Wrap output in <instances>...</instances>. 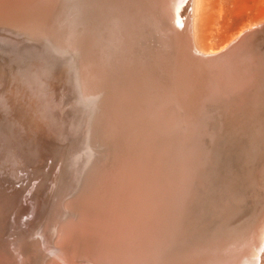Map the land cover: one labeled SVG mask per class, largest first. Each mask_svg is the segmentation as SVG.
Wrapping results in <instances>:
<instances>
[{"label":"bare ground","instance_id":"6f19581e","mask_svg":"<svg viewBox=\"0 0 264 264\" xmlns=\"http://www.w3.org/2000/svg\"><path fill=\"white\" fill-rule=\"evenodd\" d=\"M46 1L29 2L28 5L35 10L50 5ZM193 1L66 0L69 5L64 9L65 13L52 17L53 26L41 30L44 38L50 35L59 56H72L76 69L67 75L70 96L62 85V97L59 90L62 101L57 103L58 130L43 134L45 141L31 139L17 121L12 125L10 120L0 124V138L9 137L15 142L8 151L10 164L0 169V178L4 182L1 185L21 193L19 202L12 206L13 209L17 207L13 213L17 219L11 215L6 220L15 230L12 233L19 245L7 246L5 250L0 247V264H54L50 256L60 258V255L64 264L86 261L87 264L264 263V230L261 228L262 233L257 232L259 237L249 238L242 247L236 248L235 238L231 239V250H235L231 259L213 255L208 249L200 250L193 259L185 258L196 241L217 238L212 230L211 233L204 232L202 238L200 232H195L201 239L190 238L183 246L168 245L173 230L184 219L181 213L186 217L195 212L194 207L190 213L182 212L192 175L199 167L207 165L215 152V144L206 152L201 149L203 136L216 135L226 128L217 126L215 113L213 122L209 123L205 118L209 114L205 112L210 107L209 102L195 103L192 107L196 101L192 98L201 96L207 100L215 99L216 105L222 104L227 99L225 91L228 88L224 84L228 81L234 86L232 92L238 93L239 100L230 98L237 104L245 101V96L260 95L258 80L262 81L260 78L264 75V52L258 48L255 38L239 43L231 52L235 53L232 58L228 50L222 53L229 43L214 57L205 56L213 51L197 48L191 17ZM68 20L75 23L72 29L68 28ZM261 45H264L263 41ZM198 52L202 54L198 55ZM228 54L229 58L225 57ZM222 61H226L225 76H221L222 80L215 86H208L212 79L204 73L222 66ZM192 63L201 72L194 89H190L186 78ZM56 76L52 74L51 82L60 89ZM49 90L46 87L41 90L38 103L42 110L39 108L37 112L42 113L51 125L48 126L54 128L50 119L51 104L47 99ZM77 94L80 103H86L87 110L82 107L78 111L75 105V108L67 106L66 98L72 96L73 102ZM258 99L254 97L245 105L242 102L246 117L252 119L254 114L260 113L258 106H262V98ZM71 109L82 114L90 110L88 131H84L86 137L81 139V145L74 136L82 119L72 116ZM10 110L7 115L12 118L16 112ZM236 118L231 113L223 120L233 121L232 130L236 134L229 136L230 144L234 143L236 135H242L239 126L235 125L239 119ZM245 128L253 131L247 134L253 146L256 141L258 144L264 142L263 131L257 132L251 126ZM75 149L81 152L76 155ZM84 153L86 158L89 157L88 167L92 163V168L85 177L86 182L72 194L73 191L67 189L68 184L82 172L78 164L82 163L80 156ZM201 154L204 155L201 157ZM200 179L202 177L198 181ZM235 195L240 198L239 193ZM196 196L198 198L199 194ZM63 214L68 215L61 217ZM220 215L219 218H223L224 214ZM228 222H223L220 227L224 229V224H230ZM231 224L230 227L234 226ZM48 244L51 248L46 249Z\"/></svg>","mask_w":264,"mask_h":264},{"label":"rangeland","instance_id":"374dc122","mask_svg":"<svg viewBox=\"0 0 264 264\" xmlns=\"http://www.w3.org/2000/svg\"><path fill=\"white\" fill-rule=\"evenodd\" d=\"M193 2H194L193 9H192L193 12H192L191 17H192V23H193L194 41H195L197 48L202 49L204 51L221 50L226 44L230 43L243 30H246L248 27L251 28V27H253V25H259V24L264 23V0H194ZM260 45H261V43H260ZM263 52H264V45H263ZM68 73L69 72H62L61 74L56 76V79L59 81L58 84L60 85V89L57 88V86L54 82H51L52 84L49 83V86L46 83H42L41 85H39V87H38L39 89L37 91H31L30 92V90H27V89H23V91L19 90V89H13L12 93L14 92L13 93L14 101H15V99L17 101L20 100L21 102H18V104L22 105L23 107L26 108L25 112L23 113L26 120L32 119V116L30 115V113L33 114V112H35V110L37 111L39 108L42 110V108L40 107V104L38 103L39 95H40L41 90L45 89V87H46V89H48V88L50 89L48 92L47 99H48V101H50V104H51L50 112H52V114H53L52 115L53 124H54L53 127L55 128V129L54 128L53 129H54V131L58 130L59 124L57 121L59 118H57L56 112H58L59 105L57 106V103H61V101H62L58 95H60V93L62 92V88H61V85H62L63 89H65L67 91L66 94L68 96H70L69 90L67 87V85H69V84H67L68 83V76H67ZM262 77H264V75ZM262 77L260 78V79H262V81L261 80L260 81L264 82V79ZM260 81L258 80V84H259V87H261V89H260L261 93H259L260 95L256 94L258 97L254 96V95L252 96L250 94L251 98L249 96H245V97H247V98H245V101L244 100L240 101L239 102L240 104L237 103V104H233V106H231V107H234L231 109L233 116L235 118L236 117L239 118L235 125L239 126V129L241 130L240 134H242V135H236L234 137L235 138L233 141L234 143L230 144L231 139L229 136H234L236 134V132H234V130H232L233 121L228 120L229 118L226 119L225 121H223L224 124H222V125H224L226 128L223 127L222 132H220L216 135L215 134H206V135L204 134V136H203L201 149L205 150V152H206V150L209 147H211L215 144L216 145L215 146V152H213L211 155V158H209V163L207 165L205 164L204 167H199V169L197 170L198 172H195L192 175L193 177H192V180L190 181L191 182L190 186L192 188L188 186L189 189H187V190H188V192L192 191L193 193H191L192 195L190 194V192L187 194L186 199L184 201V206L182 209V212L184 214L185 211H186V213H188V212L190 213L191 211H193V207H194V210L196 213L193 211V212H191L192 214L191 213L189 215L186 214V217L184 216L185 214L182 215V213H181L180 216H182L184 219H182V217H180V220L182 219V221L180 222V226L178 228L176 227L175 230H173V232H172L171 239L174 241L171 242V239H169L168 245L173 246V247H176L177 244H178L177 247L179 245L183 246L185 244V242H188L192 238L195 239V237H197L198 240L201 239L203 237L202 236L203 233L204 232L207 233V231L209 232L210 230H212V234L217 238L214 241H209V240L196 241L195 244L191 245V248L187 251V254L185 255L186 259L188 257L192 258L200 250L203 251L206 249H208L209 252L213 253V255H219L225 259H231L233 257V255L231 253H232V251H235V250H231L230 244L234 238L236 241H233V242H237L236 248L237 247L239 248V247L243 246V242L248 243V241L250 240L249 238H253L254 236H255V238L256 237L258 238L259 234L257 232L260 231V228H261V230H264V210H263L264 209V203H263V201H264V142L261 141L260 144H258V142L256 141V143L253 146L252 141L249 140L248 135H247L248 133H252L253 131H249V129L245 128V126H251V127H254L257 132L258 131L264 132V88H263L264 83H262V86H261ZM71 82H72V84H74L75 80L72 79ZM77 89L80 90L81 87H77ZM77 89H76V91H77ZM59 90H60V93H59ZM35 92L39 93V94L35 95ZM77 93H78V91H77ZM78 94H77V96H78ZM21 95H22V97H21ZM259 96H261L260 98H262V106L261 107L258 106L260 108V113L254 114L255 117L252 119L249 118L248 115L246 117L245 116L246 114L243 112V110H244L243 106H241V104H243L244 102H245L244 105L248 104L247 103L248 101L250 102V101L254 100V97L258 99ZM61 97H62V93H61ZM248 97L250 99H248ZM43 98H44V96H43ZM78 98H80V97L75 96V98L73 99L74 101L72 102V96H71L70 98H66L65 102H66L67 106H69V108H71L72 105L73 106L75 105V106H77L78 111L81 110L82 107L87 110V108L85 107L86 103L81 104L80 100ZM260 98L258 100H260ZM36 104H37V108H36ZM255 105H257V104H255ZM32 106H34V107H32ZM75 106H74V108H75ZM31 107L34 109H32ZM74 108H73V110H74ZM93 109H94V112L96 113L97 107L95 106V107H93ZM71 111H72V109H71ZM78 111H72L71 115L75 116V118H77V116H79L80 119H82V120H79V123L77 124L78 125L77 126L78 133L74 136L75 139L80 141L79 145H81V139L86 137V135H84V134H86L88 131L87 126L89 125V118H90L88 112L90 113V110L85 112V114H82L81 112H78ZM255 111L257 113L258 110H255ZM223 114H225V113H223ZM256 115L258 117H256ZM82 131H83V133H82ZM227 133H229L231 135H227ZM262 135H263V133H262ZM78 136H80V137H78ZM253 142H255V140ZM99 148L102 150L101 147H99ZM237 150H238V152H237ZM74 151H75L76 155H78L81 152L80 150L78 152V149H75ZM203 155L204 154H201V157ZM206 157H207V155H206ZM88 158L89 157L86 158L85 153H84V156L83 155L80 156L82 163L78 164V167H81L82 172L78 173L76 178L72 182L70 180L71 183L68 184V188H67L68 190L73 191L72 194L79 191V188L87 180L85 177L89 176L88 173H90L89 171L92 168V163H91V166L89 168L88 165L90 162H89V160H87ZM215 169H216V171H215ZM235 173H237V174H235ZM197 174L200 175V176H198V178H197ZM200 177H202V180L200 179L201 181H198ZM230 178L232 179L231 182H230ZM238 178L240 179V181L238 180ZM235 180L236 181L238 180L237 183ZM234 181H235V184H233ZM192 183L194 185H192ZM197 184H198V186L196 187ZM234 185H238V186L235 187ZM234 190L235 191L238 190V191H236V193H235ZM194 191L199 194L198 198L196 196L197 193H195ZM237 193H239L240 198H237L238 195H235ZM72 194H70V195H72ZM70 195L67 196L66 198L70 197ZM233 195H234V197H233ZM224 197H226V199ZM221 199H223L224 201ZM186 200L188 203L186 202ZM189 200L191 202H189ZM217 201H219V202H217ZM225 201L227 204L225 203ZM261 204L263 206H261ZM220 205H222V206H220ZM258 205H259V207H258ZM188 207H191L192 209L191 208L189 209ZM186 208L189 210H187ZM196 208H198L199 210ZM184 209H186V210H184ZM72 210H74V209H72ZM215 210H217V211H215ZM234 210H235V212H234ZM252 210H253V212H252ZM230 211H232V212H230ZM236 211H239L240 213H237ZM251 212L253 214H251ZM215 213H217V214L220 213L222 215L224 214V216H222L223 218H221V217L219 218V216H221V215L220 214L216 215ZM255 214H257V216H255ZM67 215L68 214H63V215H61V217L62 216L64 217ZM191 215H193V216L191 217ZM211 215L212 216L214 215V216L211 217ZM187 216L190 219L187 218ZM194 216H195V218L193 219ZM228 216H229L230 221L228 220ZM238 217H239V219H238ZM197 218H198V220H197ZM225 218L227 219V222L228 221L230 222V224L232 222H234L231 224L234 226L230 227L229 222H228L229 225H226L227 222H226ZM195 219H196V221H195ZM223 219H225V220H223ZM234 219H235V221H234ZM256 219H258V220H256ZM216 220H218V221H216ZM190 221H192V222L190 223ZM193 221L195 223H193ZM219 221H220V223H219ZM259 221H261V222H259ZM196 222H198V225ZM223 222L226 223V224H224L225 231L222 228ZM246 222H248V224ZM251 222H253V223H251ZM213 224H215V225H213ZM242 224H244L246 227ZM199 225H201V226H199ZM206 225L207 226L209 225L210 228H208L209 226L207 227ZM250 225H252V226L250 227ZM196 226H198L197 227L198 229L195 228ZM217 226L218 227L222 226V227L218 228ZM243 226L245 227L244 229H243ZM187 227H190V228H187ZM211 227L214 229H212ZM201 228L204 230H201ZM216 228H218V229H216ZM257 228H258V230H257ZM193 229H196V230L193 231ZM184 230H186V231H184ZM191 231H193V232L190 233ZM186 232L189 234H185ZM195 232L197 234H199V232H200L201 238ZM221 232H222V234H220ZM255 232L257 234H254ZM209 233H211V231ZM261 233H260V237L262 238V236L264 235V232L262 233L263 235ZM190 234H193V235H190ZM29 238L33 239L31 236H29ZM177 238H178V240H177ZM240 238L242 241L240 240ZM47 241H49V239H47ZM52 242H53V238H52ZM49 248H51L50 244L47 245L46 249H49ZM239 253H240V251H239ZM84 263L87 264V261L83 262V264ZM88 264H90V262H88Z\"/></svg>","mask_w":264,"mask_h":264},{"label":"water","instance_id":"95a60500","mask_svg":"<svg viewBox=\"0 0 264 264\" xmlns=\"http://www.w3.org/2000/svg\"><path fill=\"white\" fill-rule=\"evenodd\" d=\"M35 1L42 2L44 0H0V124L10 120L9 122L12 125L17 121L23 128V132H26L31 139L35 137V140L42 141L44 140L43 134H50L54 129L48 126L50 124L47 123L45 117L37 111L33 112V114L30 113L32 119L26 120L23 115L26 108L18 104V102H21L20 100L17 101L15 99L14 101V92L12 93V91L13 89L37 91L39 85L42 83H46L49 86L52 80V74L58 75L61 72H74L76 62L72 60L70 54L69 56L62 54L59 56L57 47L50 41V35L44 38L41 32L46 26L47 28L53 26L55 22L52 20V17L56 18L59 14H63L64 9L69 4L66 0H47L46 2L50 5H43V8H35L33 10L28 3ZM67 23H69L68 28L72 29L75 26V23L69 22V20ZM252 38L258 41V48L263 50V45L259 44L262 41L264 42V23L259 24L255 29H247L238 34L237 39L235 41L232 40L228 45L229 47L227 46L228 48H223L222 53L228 50L232 58L235 54L234 52L231 53L232 50L239 43H243L244 40L247 43ZM220 53L219 51H213L205 56L214 57ZM201 54L199 53L198 55ZM229 54L225 57L229 58ZM225 62L222 66H215V70L204 73V76L207 75L208 78L212 79L207 84L208 86H215L222 80L221 76H225ZM200 74V70L194 64L189 66L186 72V78L189 81L190 89L196 87V78ZM224 86L228 88L225 91L227 99H224L222 104L216 105L215 99L211 98L208 100L203 99L201 96L192 98L194 101L196 100L191 105L192 107L195 103H202V101L210 103V108L205 109L206 111L204 108L202 110L209 113L205 117L209 123L213 122L214 113L216 114L218 127L220 125L222 126L224 124L222 121L225 117L232 113L231 109L234 107L231 106L236 101L235 99L239 100L238 93L236 91L232 92L234 86L232 87L228 81H226ZM2 89L4 92L1 91ZM230 98H235L234 102ZM11 108L16 112L12 118L7 115V111H11ZM52 115L50 114L51 121H53ZM14 144L15 142L9 137L0 138V169H4V167L10 164L8 163V151L14 147ZM2 183L4 182L0 178V247L2 248L1 250H5L7 246L11 248L14 245H19L17 237L12 233L15 230L11 228L12 226L6 220L11 215V218L17 219L16 213L15 215L13 214L17 207L13 209L12 206L19 202L21 193L18 190L1 185ZM61 257V255L60 258L58 256H50L52 263L64 264V260Z\"/></svg>","mask_w":264,"mask_h":264}]
</instances>
